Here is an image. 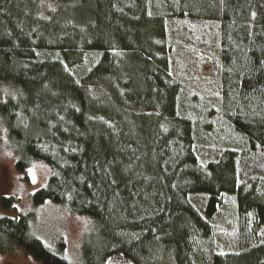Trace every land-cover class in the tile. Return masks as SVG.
Here are the masks:
<instances>
[{
	"label": "trees",
	"instance_id": "trees-1",
	"mask_svg": "<svg viewBox=\"0 0 264 264\" xmlns=\"http://www.w3.org/2000/svg\"><path fill=\"white\" fill-rule=\"evenodd\" d=\"M181 24L216 39L207 90ZM0 90L18 169L51 168L34 203L93 225L73 263L0 215V258L264 264V0H0Z\"/></svg>",
	"mask_w": 264,
	"mask_h": 264
},
{
	"label": "rangeland",
	"instance_id": "rangeland-1",
	"mask_svg": "<svg viewBox=\"0 0 264 264\" xmlns=\"http://www.w3.org/2000/svg\"><path fill=\"white\" fill-rule=\"evenodd\" d=\"M197 25L181 24L173 26L172 37L183 47L187 74L195 85L207 90L204 80L215 78L213 57L217 54L215 37L202 33L196 36L193 28ZM2 92L0 90V100ZM18 157L8 129L0 117V215L29 219L33 232L47 246L55 248L59 241L65 242L66 258L80 263L87 237L93 227L89 218L76 216L54 203L36 205L34 195L44 189L51 176V168L44 163H34L25 171L18 169ZM35 178V179H33ZM4 198H13L10 208L3 207ZM0 264H40L22 250H11L0 258ZM111 264H130L112 260Z\"/></svg>",
	"mask_w": 264,
	"mask_h": 264
},
{
	"label": "snow or ice",
	"instance_id": "snow-or-ice-1",
	"mask_svg": "<svg viewBox=\"0 0 264 264\" xmlns=\"http://www.w3.org/2000/svg\"><path fill=\"white\" fill-rule=\"evenodd\" d=\"M33 179H35V178H33Z\"/></svg>",
	"mask_w": 264,
	"mask_h": 264
}]
</instances>
